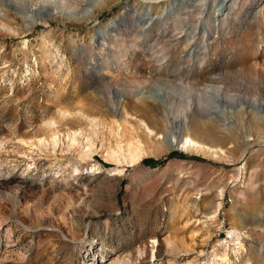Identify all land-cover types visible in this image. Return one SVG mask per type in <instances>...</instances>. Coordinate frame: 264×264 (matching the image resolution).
I'll list each match as a JSON object with an SVG mask.
<instances>
[{"label":"rangeland","instance_id":"374dc122","mask_svg":"<svg viewBox=\"0 0 264 264\" xmlns=\"http://www.w3.org/2000/svg\"><path fill=\"white\" fill-rule=\"evenodd\" d=\"M262 102L264 0H0V264H264Z\"/></svg>","mask_w":264,"mask_h":264},{"label":"bare ground","instance_id":"6f19581e","mask_svg":"<svg viewBox=\"0 0 264 264\" xmlns=\"http://www.w3.org/2000/svg\"><path fill=\"white\" fill-rule=\"evenodd\" d=\"M207 100L209 102L213 101L215 103H220L222 101H228V102L237 101L238 99L232 97L231 95L220 94L219 92H217L209 96ZM262 103L264 104V102ZM193 128L195 130V133L200 135L201 140L187 137L186 143L189 144L188 147L195 149V150H200L210 155L213 153H217L216 150L213 151L212 149L222 146L223 140L214 139L207 130L206 131L204 130V128L201 126L200 123L195 124Z\"/></svg>","mask_w":264,"mask_h":264}]
</instances>
